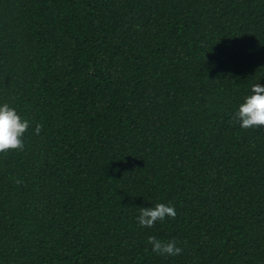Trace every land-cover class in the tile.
<instances>
[{"label":"trees","instance_id":"16d2710c","mask_svg":"<svg viewBox=\"0 0 264 264\" xmlns=\"http://www.w3.org/2000/svg\"><path fill=\"white\" fill-rule=\"evenodd\" d=\"M256 83L264 0H0V102L30 121L0 264H264V126L233 119Z\"/></svg>","mask_w":264,"mask_h":264},{"label":"clouds","instance_id":"9594fccd","mask_svg":"<svg viewBox=\"0 0 264 264\" xmlns=\"http://www.w3.org/2000/svg\"><path fill=\"white\" fill-rule=\"evenodd\" d=\"M233 119L241 128H260L264 126V84H253L250 94L235 110ZM30 127V121L23 118L17 109L7 102H0V154L9 150H23L24 136ZM42 125L37 124L35 133L39 134ZM176 216L174 206L159 203L154 207H139L136 222L139 227L152 228L157 222L163 223L167 218ZM152 252L160 256L177 257L183 248L175 240L163 241L155 236L149 237Z\"/></svg>","mask_w":264,"mask_h":264}]
</instances>
